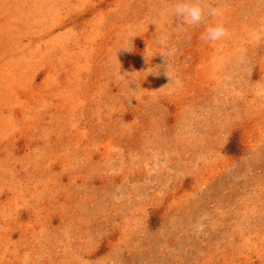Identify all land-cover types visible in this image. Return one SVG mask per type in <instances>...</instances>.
<instances>
[{
  "label": "rangeland",
  "instance_id": "rangeland-1",
  "mask_svg": "<svg viewBox=\"0 0 264 264\" xmlns=\"http://www.w3.org/2000/svg\"><path fill=\"white\" fill-rule=\"evenodd\" d=\"M206 3L221 42L172 0H0V264H264V0Z\"/></svg>",
  "mask_w": 264,
  "mask_h": 264
},
{
  "label": "clouds",
  "instance_id": "clouds-1",
  "mask_svg": "<svg viewBox=\"0 0 264 264\" xmlns=\"http://www.w3.org/2000/svg\"><path fill=\"white\" fill-rule=\"evenodd\" d=\"M224 10L225 9L223 7H214L207 4L206 0H172L171 8L166 11L170 12L178 19V30L183 31L189 27L203 26L204 31L201 34V39L210 43H218L228 38L230 36V33L223 23L217 22L215 24H211L209 22L214 18L222 16ZM173 52L174 50L170 49L167 52L161 54L166 62L165 74L169 77L170 83L159 91H162L164 88L169 87L174 82L173 77L170 74L171 66L169 64V56ZM175 83L179 85L180 81L178 78L175 80ZM195 227L197 228V230H202L203 225L197 222ZM32 260V254L30 252H25L21 264H31Z\"/></svg>",
  "mask_w": 264,
  "mask_h": 264
}]
</instances>
